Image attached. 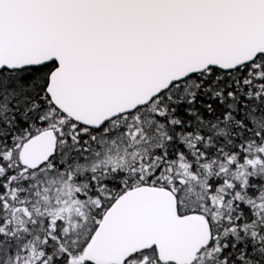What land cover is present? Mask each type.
I'll list each match as a JSON object with an SVG mask.
<instances>
[{
	"label": "snow or ice",
	"instance_id": "1",
	"mask_svg": "<svg viewBox=\"0 0 264 264\" xmlns=\"http://www.w3.org/2000/svg\"><path fill=\"white\" fill-rule=\"evenodd\" d=\"M0 264H264V0H0Z\"/></svg>",
	"mask_w": 264,
	"mask_h": 264
}]
</instances>
